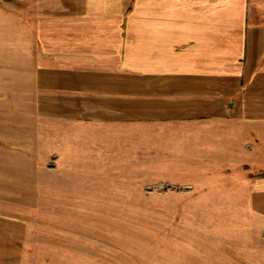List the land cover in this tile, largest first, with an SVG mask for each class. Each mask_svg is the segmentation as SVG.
<instances>
[{
    "label": "rangeland",
    "instance_id": "obj_1",
    "mask_svg": "<svg viewBox=\"0 0 264 264\" xmlns=\"http://www.w3.org/2000/svg\"><path fill=\"white\" fill-rule=\"evenodd\" d=\"M60 3L0 0V264H264V139L41 114L25 45Z\"/></svg>",
    "mask_w": 264,
    "mask_h": 264
},
{
    "label": "crops",
    "instance_id": "obj_2",
    "mask_svg": "<svg viewBox=\"0 0 264 264\" xmlns=\"http://www.w3.org/2000/svg\"><path fill=\"white\" fill-rule=\"evenodd\" d=\"M60 1L61 11L40 14L37 45H25L42 115L264 139V4ZM256 187L264 200V177Z\"/></svg>",
    "mask_w": 264,
    "mask_h": 264
}]
</instances>
